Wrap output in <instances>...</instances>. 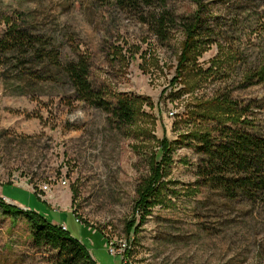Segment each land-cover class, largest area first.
<instances>
[{"label": "rangeland", "instance_id": "1", "mask_svg": "<svg viewBox=\"0 0 264 264\" xmlns=\"http://www.w3.org/2000/svg\"><path fill=\"white\" fill-rule=\"evenodd\" d=\"M199 1L203 33L211 35L201 38L195 67L209 70L179 94L173 79L184 35L178 28L158 41L141 15L153 6L0 0V36L10 25L28 30L60 66L85 59L91 83L109 100L115 93L147 99L133 127L117 129L55 65L23 78L10 62L0 64V198L29 203L68 227L96 264H264V204L229 201L208 187L192 139L218 125L197 115L214 97L241 110L235 121L225 114L232 109L220 112L224 123L264 135V81L247 76L264 56V0ZM167 7L176 16L198 9L194 0H167ZM163 138L170 142L164 158ZM152 167L158 179L138 206ZM55 254L35 247L24 217L0 204V264H54Z\"/></svg>", "mask_w": 264, "mask_h": 264}, {"label": "trees", "instance_id": "2", "mask_svg": "<svg viewBox=\"0 0 264 264\" xmlns=\"http://www.w3.org/2000/svg\"><path fill=\"white\" fill-rule=\"evenodd\" d=\"M194 3L198 6L195 13L181 16H176L168 9L167 0H115L114 3L122 8L132 9H140L143 5L153 6L155 9L152 12L145 14L141 11V15H144L143 22L160 42H168L173 30L179 28L182 31L184 39L173 79V82L178 81L182 84L179 94L191 90L189 87L196 86L199 78L209 70L195 67L196 58L202 53L201 38L211 34L203 33V30H207V21L201 16V2L194 0ZM136 6L138 7L135 8ZM39 38L28 30L10 25L0 36V64L10 62L15 73L27 78L34 74L33 68L39 67L44 70L51 63L62 71L78 98L104 111L108 122L115 128L133 127L140 112V104L147 99L130 98L125 94L115 93V100H109L102 89L94 87L91 83L89 65L85 59L80 57L69 60L62 67L58 64L57 57L45 52L43 44L40 46L42 40ZM4 59H7L6 62H3ZM247 76L248 79L256 77L259 81H264V56H260L258 67ZM224 109H232L225 114L235 115L241 112L234 103L221 102L215 97L199 104L197 115L201 118L215 119L218 123L214 128H204L203 131H197L192 135L199 153L203 156L199 173L208 187L218 190L229 201L240 199L252 204H264V135L249 132L243 127L227 125L222 121L224 118L219 116ZM145 116L148 117L147 114ZM233 118L235 119L232 121H235L236 115ZM238 121L244 126L249 125V121L245 119ZM214 131L216 135L212 136ZM169 145L170 142L166 138L160 141L158 150L161 157L166 156L168 148L170 150ZM156 157L157 151L153 154L152 160H156ZM158 173V170L154 169L148 178L138 206L140 202H146L147 196L152 192L153 181L158 179ZM1 201L5 212L23 216L30 225L35 247H49L56 251L54 264H96L85 244L74 237L68 229L64 230L60 225L53 223L52 218L43 217L32 208L27 211L7 204L2 199ZM131 228L132 224L129 223L128 232Z\"/></svg>", "mask_w": 264, "mask_h": 264}, {"label": "built area", "instance_id": "3", "mask_svg": "<svg viewBox=\"0 0 264 264\" xmlns=\"http://www.w3.org/2000/svg\"><path fill=\"white\" fill-rule=\"evenodd\" d=\"M63 183H65V182H63ZM41 190L42 191H44V192H50V190H51V188H49L47 185H43L42 187H41ZM33 191H35V190H33ZM39 197H40V195L39 194H37ZM3 198V200H6V202H8V203H10V204H12V205H14L12 202H10L8 199H6V198H4V197H2ZM1 198V199H2ZM42 198V197H41ZM43 199V198H42ZM23 210H30V208L29 207H26V208H22ZM76 221L78 222V219H76ZM62 229H66V227L65 226H62Z\"/></svg>", "mask_w": 264, "mask_h": 264}, {"label": "crops", "instance_id": "4", "mask_svg": "<svg viewBox=\"0 0 264 264\" xmlns=\"http://www.w3.org/2000/svg\"><path fill=\"white\" fill-rule=\"evenodd\" d=\"M0 193H3V188H2V187L0 188ZM2 195H3V194H2ZM10 200H12L15 204L25 205V206H27V207H29V208L31 207V206L29 205V203H27V204H23V203H21L20 201H17V200H16V202H15L14 199H10ZM52 222H53V223H55V222L57 223V221H55L53 218H52ZM67 229H68V227H67Z\"/></svg>", "mask_w": 264, "mask_h": 264}]
</instances>
